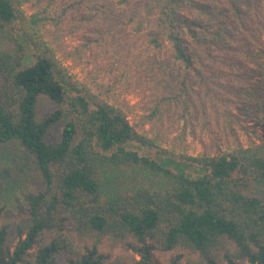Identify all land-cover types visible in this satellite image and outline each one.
<instances>
[{
	"label": "trees",
	"instance_id": "trees-1",
	"mask_svg": "<svg viewBox=\"0 0 264 264\" xmlns=\"http://www.w3.org/2000/svg\"><path fill=\"white\" fill-rule=\"evenodd\" d=\"M98 1L0 0V264H106V239H127L115 264H264L260 9L116 0L152 51L141 66L161 71L134 121L112 85L93 93L64 64L121 39L95 26L111 6ZM137 58L102 70L125 91ZM45 101L54 110L42 116Z\"/></svg>",
	"mask_w": 264,
	"mask_h": 264
},
{
	"label": "rangeland",
	"instance_id": "rangeland-1",
	"mask_svg": "<svg viewBox=\"0 0 264 264\" xmlns=\"http://www.w3.org/2000/svg\"><path fill=\"white\" fill-rule=\"evenodd\" d=\"M63 1L66 2L67 0ZM110 1L111 6H108L106 8V12L98 17L95 26L99 27L102 25L103 27H105L114 24V27L118 28L120 31L118 34L121 39H113L111 46H107L106 44H104L101 50H94L90 52L91 54L82 60L63 61L67 71L76 80L91 89L93 93L101 95L100 91L103 92V89L106 90L112 85L113 89L115 90H113L110 95H114L113 100L116 101L114 102V104L117 107L121 108L129 119L138 121L137 119L139 118L140 114L143 113V110L146 108V105L149 104V100L151 99V97H149V88L152 87L151 82L154 79V74L161 71H150L145 66H141L142 62L145 61L147 57H149L152 51L150 47L146 45V42L143 39L142 35L135 36L130 32L132 31L131 28L129 26L126 27V25L124 24L125 10L122 7L116 5V0ZM208 1L215 6L225 5V0ZM237 2L242 8L248 11H252V7H254V5L258 6V8L260 9L259 19L264 20V0H237ZM98 3H103V1L99 0ZM85 5L91 4L89 3ZM85 8L86 6H82L81 11L85 10ZM252 17L254 16L252 15ZM68 18H70V15ZM69 27L70 24H67L66 28ZM118 34H115L116 37H118ZM83 35L84 30H80L71 34L66 33L62 40L63 45L60 44L61 52H59V55L63 54L62 51L71 50L82 40ZM118 43H120V45L117 47L116 45ZM123 47L129 49L128 55H124L123 52L119 50ZM164 51L165 49H161L159 52H157L156 57L161 62L165 57ZM135 56L138 57L137 60L135 59V64L136 66H138V69L128 72L127 81L129 84L127 90L123 91L122 88L117 86V84L113 85L111 83V76H109L104 70H102V67H104V65L110 61H117L113 67V73L116 74L119 70H122L124 68V63L131 62ZM93 82L100 83L103 89H99L100 91L97 90ZM53 110L54 106L49 101H45V103L39 105L38 108V112L42 116L50 114V112H52ZM60 127V124H57L49 130L48 134L46 135L47 141H57L59 137ZM256 129L257 131H259V127H257ZM185 168L187 172H191L193 174L198 172L197 165ZM126 240L127 239H106L99 242L98 249L100 250V252L108 256V262L106 264H115L124 260V257L128 255L125 249ZM82 243H84V241Z\"/></svg>",
	"mask_w": 264,
	"mask_h": 264
}]
</instances>
